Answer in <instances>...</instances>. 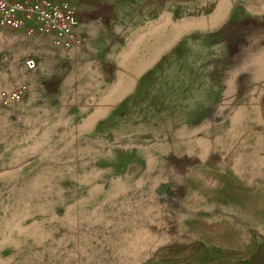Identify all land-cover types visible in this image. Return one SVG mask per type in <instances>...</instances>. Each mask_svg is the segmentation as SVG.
Wrapping results in <instances>:
<instances>
[{"label": "rangeland", "instance_id": "obj_1", "mask_svg": "<svg viewBox=\"0 0 264 264\" xmlns=\"http://www.w3.org/2000/svg\"><path fill=\"white\" fill-rule=\"evenodd\" d=\"M94 2L93 46L0 33V264H264V0Z\"/></svg>", "mask_w": 264, "mask_h": 264}, {"label": "built area", "instance_id": "obj_2", "mask_svg": "<svg viewBox=\"0 0 264 264\" xmlns=\"http://www.w3.org/2000/svg\"><path fill=\"white\" fill-rule=\"evenodd\" d=\"M79 17L72 0H0V33L23 32L28 37H49L53 47L61 50L79 49L86 37L77 32ZM26 72L37 69V61H23ZM28 93L26 83L0 91V106L10 107L22 102Z\"/></svg>", "mask_w": 264, "mask_h": 264}, {"label": "crops", "instance_id": "obj_3", "mask_svg": "<svg viewBox=\"0 0 264 264\" xmlns=\"http://www.w3.org/2000/svg\"><path fill=\"white\" fill-rule=\"evenodd\" d=\"M72 1L75 5L76 12L79 17L77 32L80 35L85 36L87 40L83 46L87 45V47H89L93 46L97 42H105L109 40L110 33L113 32L112 27L115 23L113 21V15L115 14L114 10H118L119 7L116 6L118 3L114 2L112 5L107 4L106 6H101L95 4V0ZM119 11L116 15L119 14ZM43 39L45 45L46 43L51 42V38L49 37H45Z\"/></svg>", "mask_w": 264, "mask_h": 264}]
</instances>
